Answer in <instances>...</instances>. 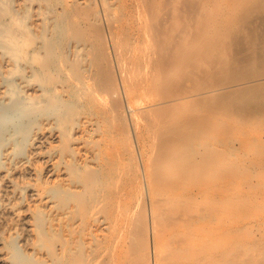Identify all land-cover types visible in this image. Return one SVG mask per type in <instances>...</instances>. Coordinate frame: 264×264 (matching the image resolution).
<instances>
[{"label": "bare ground", "instance_id": "1", "mask_svg": "<svg viewBox=\"0 0 264 264\" xmlns=\"http://www.w3.org/2000/svg\"><path fill=\"white\" fill-rule=\"evenodd\" d=\"M16 1L17 24H19L24 19L21 9L24 5L34 6V0ZM71 1L73 2L69 4L76 12L73 11L74 14L70 12L72 16L69 15L70 19L68 18L65 24L66 33L78 32L82 12L85 13L81 18L85 17V14L87 17L89 13L84 11L88 3L95 2L99 6L98 13L94 15L90 12V14L94 17L99 15L98 19L95 18L98 21L103 20L101 26L100 22L98 24L95 22L91 26L83 27L84 30L92 27L88 30L89 33L93 30L90 33L92 40L86 35L88 39L81 41V36H78L79 42L75 44V54L72 53L76 60L86 61L87 51L92 50L90 63L85 67L87 68L85 77L90 84L88 87L92 89L94 84L97 88L102 87L104 93L110 92L106 93V97L112 91L116 97L112 93L113 99L109 101L104 94L103 99L107 100L104 102L106 105L107 102H111L112 108L115 106L118 108L121 97L117 77L116 74L114 75V64L112 58L110 59L112 53L108 50L111 49L109 48L111 45L123 92L129 101L132 122L143 148L141 154L142 158L144 157L142 173L145 179L143 182L146 184L145 203L141 205L139 214L133 212L132 216H129L131 204L125 199L126 195L122 194L124 191L120 193L124 199H120L118 203L120 207H118L126 217L118 227L114 238L115 243L112 244L114 250L119 249L118 257H123L127 251L136 255L132 260L133 264H249L239 257V252L242 250L239 252L235 250L234 253L227 255L223 245L222 240L227 236L224 225L226 212L236 208V204L227 202L225 199L228 189L225 186L224 170L236 174L238 169L235 168L237 166L232 167L221 153L222 146L217 140L223 136L238 134L241 131L238 126H246V121L254 115V112L250 111L241 112L242 110L238 108L243 101L238 99V96H234L238 91L254 88L258 85V81L264 79V73L250 75L242 72L244 75L240 76L242 67L247 63H261L260 65L264 63V0ZM84 6H86L85 9ZM39 8L36 9L37 19L34 23L39 28L34 29L38 31L35 37L37 41L33 42L34 46L30 53L32 79L37 67L38 69L43 67L44 70V58L47 56L48 47L45 40L47 32L44 31L45 28H40L43 23L45 25L47 16L41 6ZM89 8L88 6L87 10ZM88 19L91 20V18ZM104 22L105 30L102 26ZM4 24L7 23L0 22V29L5 30L3 32L6 36L0 41V52L2 51V59L8 58L6 62L9 61V63H1L4 65L0 73L1 76L7 74L8 77L13 75L19 67H23L19 58L23 51V35L10 33L11 31ZM84 30H81L83 34ZM81 31L79 30L78 33L82 34ZM71 37V40H76L74 33ZM88 40H91L89 44ZM242 40L246 42L243 44L244 47L251 49L250 54L245 57L242 55L244 59L238 56V49L243 46L237 49V45ZM261 40L263 44L258 45ZM6 42L13 44V46L10 44L13 48L9 49L11 51L8 50ZM81 42L83 44H79ZM15 44L16 52L14 53L12 50ZM244 49L242 51H246ZM84 55L86 58H83ZM12 62L13 67L8 69ZM23 77V86L30 87V78L22 75V79ZM92 82H94L93 85ZM32 83L31 92L24 91L25 95L22 99L20 98L21 105L15 116L17 119H24L27 114L29 116L31 109L35 107L40 109L47 105L42 85ZM100 87L97 89L98 92L101 91ZM14 94L9 85L6 86L5 82H0V104L6 106L0 122L6 117L10 118L8 114L11 107L19 105ZM259 112L262 116L264 115V109ZM136 114L142 115L143 123L138 119L140 116L138 115L137 118ZM221 122L225 127L217 130V125ZM93 124L86 122L81 126L87 131ZM2 127L6 126L0 123V129ZM31 160L33 159L30 155L16 162L12 160L13 163L9 168L0 170V179L3 178L6 185L9 184L6 182H10L13 169L16 168L15 171L24 169ZM234 164L237 163L234 162ZM242 168H244L243 163ZM63 183L66 189L64 192H67V195L79 192L77 185L69 176H64ZM8 189L0 190L1 200H3L0 204V217L10 205L7 202L8 194L11 193ZM33 195H38V192ZM78 196L80 194L74 195L76 203L72 208L69 204L61 207L58 202H55L60 209L65 208L60 215L64 218V229H66L67 244L65 248L63 247L66 256L73 251L70 246V241L73 240H70L71 234L74 232L77 234L79 228V225H76L78 221L76 220L75 224L74 217L72 218V216L77 217L80 211L77 207ZM45 199L48 201L47 205L51 204L52 207L54 197L48 196ZM90 215L98 220L99 207L95 206ZM71 221L74 226L76 225L75 227H72ZM126 225L131 226L133 235L130 245L125 239ZM234 236L235 238L238 236L236 232ZM74 239L75 247L72 248L77 249L79 236H74ZM228 239L231 238L228 237ZM141 252L145 254L143 259L140 257ZM109 258L115 257L109 256ZM260 264H264V258Z\"/></svg>", "mask_w": 264, "mask_h": 264}, {"label": "rangeland", "instance_id": "2", "mask_svg": "<svg viewBox=\"0 0 264 264\" xmlns=\"http://www.w3.org/2000/svg\"><path fill=\"white\" fill-rule=\"evenodd\" d=\"M72 2L71 0H34V6L24 5V8L21 9L24 19L23 22L17 24V1L0 0V22L7 23L4 25L11 31L10 33L23 35V51L19 57L23 67H19L16 71L18 73L14 72L8 77L7 74L1 76L0 73V82H5L6 86H10L16 94L14 97L19 104L11 107L8 114L10 118L6 117L3 119L4 121L0 122L6 126L0 129V170L9 168L13 161L16 162L28 155L33 159L26 165V168L18 171H15L16 168L13 169L10 182H6L9 184L6 185L3 178L0 179V190L10 188L8 190L11 192H8L10 194H8L7 201L10 205L0 217V264H133L132 260L136 257L135 254L126 251L123 257L119 258V249L114 250L112 246L115 243L114 238L118 227L126 217L120 211L118 204L120 199H124L122 194L126 195L123 196L131 204L129 216H132L133 212L139 214L141 205L145 203L146 184L142 173L144 162V157L142 158L141 154L142 143L138 140V132L132 122L129 101L123 92L111 45H109L111 49L108 50L113 54H110V59L112 58L114 64V75L116 74L120 90L121 104L118 103L120 106L112 108L111 102H107L106 105L104 102L106 99H103V96L105 94L106 97V93L110 92L104 93L102 87L99 86V90L102 91L99 93L97 90L99 87L97 88L95 84L94 86V82H92V89L88 87L90 84L85 77L87 75L85 67L89 65L93 52L86 49L87 58L85 55L82 57L86 58L87 60H85L88 62L84 59L80 61L73 56L74 48L75 44L77 45L79 42L77 40L80 36L81 41H86L88 37L91 39L90 33L93 30L88 32L89 29H92L90 26L95 22L96 24L100 22L101 26L103 20H96L95 17H99V15L95 17L94 15L99 10V6L95 2H90L92 4H87L90 10H87L88 6L86 9V6L83 7L85 10L82 9L89 11L88 14L91 17L88 14L87 17L92 21L86 17V14L81 18L85 12H82L83 15H81L83 10L79 11L81 15H79V21H81L82 27L79 26L80 29H78L81 31L85 29L83 27L90 25V28L84 30V34L81 31L84 36L78 33V29V32L66 33L65 24L72 16L70 12L73 14L76 12V10H72L74 9L70 5ZM39 6L47 16V23L45 22V25L43 23L40 28H45L44 31L47 32V37L44 38L48 47L47 56L44 58V70L43 67L38 69L39 67L35 66L37 69L34 73L37 76L35 74L32 79L30 53L33 44L37 41L35 37L38 31L34 29L38 26H35L34 23L37 19L36 9H40ZM90 12L94 15L92 14V16ZM102 26L105 30V22ZM3 30L0 29V34H2L0 41L6 37ZM73 33L76 40L70 39ZM1 36L3 37L1 38ZM91 40H88V44ZM261 41L258 45L263 44V40ZM245 43L242 40L237 45V49L239 46L244 47ZM10 44L6 42V45L9 46H7L8 50L12 48ZM79 44H83V42ZM14 46L12 51L15 53L16 44ZM241 49H238V56L244 59L250 54L249 50L251 49L249 47L244 49L246 51ZM1 52L0 69L8 60V58L2 59ZM41 61L43 62V59ZM3 62L4 64H1ZM13 64L12 62L8 69L13 67ZM257 64L247 63L244 65L240 76L264 73V63ZM22 75L30 78V87L33 85L32 82L42 85L47 105L40 109L33 106L35 108L31 109L29 116L27 114L24 119H17L15 116H17L16 111L21 105L20 98L22 99L25 95L24 91L31 92L29 86L28 88L23 86L24 77L22 79ZM257 83L258 85L254 88L243 89L241 92L235 93L234 96H238V99L243 101L240 104L241 107L238 108L242 110L241 112L250 111L254 112V115L250 117L249 121H246V126H238L241 128L238 134L223 136L217 140L220 146L227 149L226 151L225 148H220L230 165L232 167L239 165L238 168L235 167L238 169L236 174L224 170L225 186L228 189L225 199L227 202L236 204V208H231L226 212L224 225L227 230L226 235L231 239L225 236L226 239L222 240L223 245L227 255L234 253L235 250L238 252L242 250L239 252V257L243 262L249 264H260L264 258V115L262 116L259 112L264 109V79ZM36 84L34 85L38 86ZM98 85L100 84L98 83ZM109 95L106 98L110 101L115 94L113 93L112 97ZM5 109V104H0V119L4 115ZM25 111L27 110L25 109ZM138 115L136 114V117ZM139 116L137 118L143 123L142 115ZM86 122L94 123L87 131L82 129ZM221 127H225L223 122L217 125V130ZM242 163L244 168H242ZM63 175L72 179L78 187V193L67 195V192H64L66 189ZM122 191L124 192L122 193ZM35 192H38V195H33ZM1 194L0 191V204L3 201ZM75 194H80L77 206L80 211L77 217L72 216V218L74 217V223L76 220L78 221L75 224L79 225V228L77 234L75 232L71 234L70 240H75L74 236H79V249L78 247L77 249L72 248L75 247V242L70 241L73 251L66 256L63 252V247L65 248L67 244L66 229H64V218L60 215L65 208L60 209L55 202H58L61 207L69 204L72 208L76 203ZM48 196L54 197L52 207L51 204L47 205L48 201L45 198ZM95 206L99 207L98 220L93 219V216L90 215ZM72 222V227H75L76 225L74 226ZM235 232L238 235L236 238ZM124 233L125 239L128 241L126 243L130 245L131 239H133L131 226L126 225ZM142 253H140L141 259L145 256ZM109 256L115 258L111 259Z\"/></svg>", "mask_w": 264, "mask_h": 264}]
</instances>
